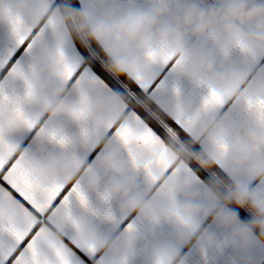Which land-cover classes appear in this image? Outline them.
<instances>
[{"label": "clouds", "instance_id": "obj_1", "mask_svg": "<svg viewBox=\"0 0 264 264\" xmlns=\"http://www.w3.org/2000/svg\"><path fill=\"white\" fill-rule=\"evenodd\" d=\"M10 16L19 17L28 29H35L44 22L52 31V43L36 39L32 44L34 70L23 80L33 92L31 102L41 107L49 121L59 117H72L85 111L96 117L97 127L124 126L132 123L131 116L123 115L124 102L119 96L106 95L99 89L77 87L78 102L69 101L63 66L58 61L69 34L83 41H94L104 51L107 69L115 76H126L150 85L154 80L151 64L142 57L152 51H163L177 64V71L189 82L203 84L209 91L218 93L223 101H233L252 106L250 115L241 124L234 125L226 119L199 117L194 123L193 142L207 145L205 152L190 154L183 147L167 145L168 169L187 174V162L195 160L200 167L217 166L231 177L256 180L259 186L249 190L246 183H236L221 195L217 188L206 186L202 190L182 188L168 191L176 183L175 177L155 163L159 148L151 154L137 152L135 161H125L119 146H106L95 168L85 169L75 155L52 156L37 161L29 155L26 170L31 181L41 187L59 184L68 187L79 184L85 193L103 191L104 197L119 201L120 213L136 214L142 223H159L162 219L178 221V243H187L197 231L198 218L211 217L220 228L230 229L241 252L249 250L257 240H264V118L255 110L264 104V73H257L250 81L241 73L221 65L213 68L212 54L189 50L182 38L201 37L210 34L221 55L227 57L239 48L253 58L264 57V0H220L217 8L203 11L187 4L177 7L171 15L160 7L141 11L129 5L122 11H105L99 18L64 9L49 11L43 0H11L0 8V25L9 24ZM248 25L242 30L239 25ZM87 99L81 108L80 101ZM249 109V108H248ZM178 118H189V110L176 105ZM6 131L17 130L21 125L6 114L0 116ZM63 135L62 128L49 124L40 139L51 140ZM73 149L75 142L72 143ZM145 179L138 184L136 172L145 170ZM203 198L205 205L194 201ZM247 208L252 221L242 223L229 205ZM23 223V220L20 221ZM53 224L62 225L59 215ZM259 230V238L255 236ZM202 235V234H201ZM60 242L50 231L45 243ZM211 243V238H208ZM75 245L83 250L101 252L110 258V264H127L142 243L135 232H127L110 238L98 235L89 225L80 223ZM151 264H185L183 258L169 244L156 245L151 250Z\"/></svg>", "mask_w": 264, "mask_h": 264}, {"label": "crops", "instance_id": "obj_2", "mask_svg": "<svg viewBox=\"0 0 264 264\" xmlns=\"http://www.w3.org/2000/svg\"><path fill=\"white\" fill-rule=\"evenodd\" d=\"M84 14L99 18L105 11H122L129 5L138 10L146 11L153 7H160L167 15H171L177 7L191 4L198 9L208 11L220 6V0H78ZM11 0H0V8ZM46 8L51 11L60 8L54 5L55 0H43ZM242 30H248V25H239ZM39 37L40 40L52 43V31L41 22L35 29H30L25 43L20 44L9 24L0 25V84L4 85L5 94L13 98H23L26 90L24 80L21 78H11L10 72L13 67L19 64L25 71V75L34 70L32 62V49L28 50V45ZM184 45L192 51L199 50L201 46L205 52L212 54L213 68L219 69L221 65L231 70H235L250 81L257 73H264V57L253 58L248 56L239 48H234L227 57L220 54L213 37L205 33L204 36H185L182 38ZM67 61L74 67L75 75L66 82V91L70 102H78L75 94L77 81H81L80 88L99 89L106 95L119 96L124 102L123 115L139 118L140 122L153 130L167 145L170 143L150 125L135 109L128 107L125 99L112 86L98 74L89 64L85 63V57L79 49L72 34L66 38L62 49ZM143 59V57H142ZM154 75L153 82L148 87L135 84L146 92L155 104L164 112L180 129L193 138L194 126L188 129L185 125L187 119L178 118L175 114L176 105H181L189 110V118L204 117L208 119H226L234 125L241 124L250 115V111L243 103H235L231 100L223 101L207 111L204 110V100L208 96L209 90L203 84H193L175 68V61L167 64H151ZM83 78V79H82ZM25 113L35 120V126L28 129L21 125L17 130L7 131L6 139L17 146L19 153L27 152L37 161L47 160L52 156L75 155L85 169L95 168L96 161L103 156L106 146H119L122 158L130 161L127 149L115 137L117 126L97 127L96 117L89 116L86 122L77 121L72 117L61 116L56 121H49L42 113L41 107L35 103L28 102L23 105ZM188 118V119H189ZM135 121L132 119V123ZM55 123L62 128L63 134L72 138L75 148L71 144L67 148H62L58 144L40 139L41 129H45L49 124ZM82 127L88 129L89 136L85 139L82 135ZM201 144V143H200ZM206 151L207 145L201 144ZM264 154V150H262ZM175 170L168 169L166 174L172 175ZM227 174V173H226ZM228 175V174H227ZM229 176V175H228ZM146 177V171L141 169L136 172V181L140 184ZM235 183H246L249 190L259 186L256 180L248 181L246 177H231ZM175 188L173 191L182 188H193L202 190L206 186H211L204 180L188 163L187 174L180 173L175 178ZM69 185L67 192L72 186ZM264 187V186H262ZM89 207L86 209L80 205L79 201L73 200L71 213L75 220L91 226L98 235L115 238L127 233L129 225L134 226L135 234L142 243L138 246L136 253L131 256L127 264H151V250L160 244H169L183 258L185 264H264V240L257 242L246 252H241L237 242L233 239L231 230L220 228L212 218L201 215L198 218L197 231L189 236L187 243H178L176 233L180 228L178 221L162 219L159 223H142L133 213L124 216L119 210L118 200L105 199L103 191L86 193ZM59 201H57V204ZM195 204L204 206L205 201L199 198ZM229 210L235 212L230 206ZM236 213V212H235ZM111 215V219L107 218ZM238 215V214H237ZM238 219L246 223L239 215ZM50 231L57 234L66 248L72 253L73 264H110V258L101 252H90L77 247L74 243L77 236V229L71 223H64L57 227L51 222L46 225ZM39 225L37 226V228ZM36 229H33V234ZM202 234V235H201ZM255 236L259 235L255 232ZM211 238V243L208 242ZM0 240L6 246H11L14 241L3 234ZM26 243V242H25ZM24 245H20L21 250ZM41 251L45 255H50V250L46 245H41Z\"/></svg>", "mask_w": 264, "mask_h": 264}, {"label": "snow or ice", "instance_id": "obj_3", "mask_svg": "<svg viewBox=\"0 0 264 264\" xmlns=\"http://www.w3.org/2000/svg\"><path fill=\"white\" fill-rule=\"evenodd\" d=\"M9 25L17 41L20 44L25 43L30 29H28L19 17L10 16ZM39 39V37H37ZM32 41L28 45L31 51ZM148 63L167 64L172 61L163 51H152L143 57ZM58 61L63 66V75L66 81H70L75 75L74 67L67 61L63 51L58 54ZM175 68L177 64L175 63ZM11 78L23 79L24 69L17 64L11 69ZM83 79V78H82ZM137 83H140L137 81ZM81 81H77L80 87ZM143 87H148L142 85ZM33 92L26 88L23 98H13L5 94L4 85L0 84V116L7 115L11 120L18 122L20 125L31 129L35 126V120L28 116L23 108L25 103L31 102ZM87 103L86 98L80 101L81 108ZM223 103L222 97L209 91L204 100V110L220 105ZM249 111L252 106H248ZM255 110L264 118V104H259ZM88 115L81 110L75 113V120L86 122ZM135 122L130 125L117 126L115 137L120 144L127 149L130 160L135 161L137 152L151 154L152 150L159 148L155 163L165 171L167 167V144L153 130L145 127L137 117L132 118ZM198 117L187 119L185 125L188 129L194 126ZM112 125H109L111 127ZM45 129H41L43 133ZM6 129L3 123H0V236L7 234L14 244L6 246L0 240V264H73L72 253L62 242L56 244L45 243V238L50 235V230L46 225L47 222L53 223L54 218L59 215L62 224L71 223L77 230L80 223L75 220L71 213V204L75 199L80 205L88 208V198L79 184H74L67 192L66 187L59 184H51L41 187L34 184L26 170L29 161L27 152L19 153L17 146L6 139ZM82 135L85 139L89 136L88 129L82 127ZM52 142L62 148L69 147L73 140L71 137L62 135L59 138L51 137ZM146 172L150 171V166H146ZM173 177L177 179L179 172H173ZM175 184L169 186L171 192ZM106 199V198H105ZM57 201L59 203L57 204ZM111 219V215L107 214ZM23 220V223L20 221ZM39 227L37 228V226ZM33 229L36 231L33 234ZM128 232L134 231V226L129 225ZM26 242V243H25ZM20 245L24 247L17 251ZM41 245H46L50 250V255H45L41 251ZM94 253L95 251H90Z\"/></svg>", "mask_w": 264, "mask_h": 264}, {"label": "trees", "instance_id": "obj_4", "mask_svg": "<svg viewBox=\"0 0 264 264\" xmlns=\"http://www.w3.org/2000/svg\"><path fill=\"white\" fill-rule=\"evenodd\" d=\"M54 5L60 9L83 13L78 0H55ZM79 49L89 64L100 74L127 102L130 109H135L152 125L171 145L183 147L190 154L205 152L200 143L193 142V138L180 129L162 110L152 98L141 90L133 80L126 76H115L107 69V57L104 51L94 41H83L72 34ZM211 186H215L221 195L226 193L228 187L235 186V182L221 168L213 166L202 168L195 160L187 162ZM246 223L252 221V213L247 208L229 205ZM259 234V230H256Z\"/></svg>", "mask_w": 264, "mask_h": 264}]
</instances>
